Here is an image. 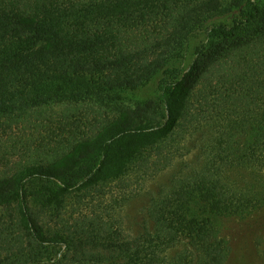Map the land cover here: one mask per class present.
<instances>
[{
    "label": "trees",
    "instance_id": "obj_1",
    "mask_svg": "<svg viewBox=\"0 0 264 264\" xmlns=\"http://www.w3.org/2000/svg\"><path fill=\"white\" fill-rule=\"evenodd\" d=\"M158 75L154 98L0 176V264H227L222 220L264 214V0H0V119L115 102ZM179 128L198 131L201 162L152 203L150 228H45L65 195L120 178Z\"/></svg>",
    "mask_w": 264,
    "mask_h": 264
},
{
    "label": "rangeland",
    "instance_id": "obj_2",
    "mask_svg": "<svg viewBox=\"0 0 264 264\" xmlns=\"http://www.w3.org/2000/svg\"><path fill=\"white\" fill-rule=\"evenodd\" d=\"M197 43L198 39L191 41L184 66ZM162 77L158 75L147 85L124 93L115 102H55L1 118L0 176L46 161L66 145L73 133L89 131L126 105L154 98ZM191 131L197 138L198 131ZM189 132L179 128L172 138L143 151L120 178L65 195L60 207L45 211L42 216L45 228L59 232L72 230L77 224L86 225L85 219H102L128 236L150 228L148 213L152 203L169 191L175 178L189 174L200 165L199 147L203 142L193 139ZM7 215L2 208L0 217L7 221ZM221 234L229 244L227 264H264L263 213L224 219ZM178 249H170L167 255H174Z\"/></svg>",
    "mask_w": 264,
    "mask_h": 264
}]
</instances>
